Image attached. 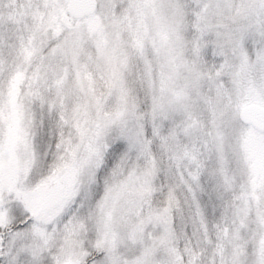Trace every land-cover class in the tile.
Instances as JSON below:
<instances>
[{"label":"snow or ice","instance_id":"obj_1","mask_svg":"<svg viewBox=\"0 0 264 264\" xmlns=\"http://www.w3.org/2000/svg\"><path fill=\"white\" fill-rule=\"evenodd\" d=\"M0 264H264V0H0Z\"/></svg>","mask_w":264,"mask_h":264}]
</instances>
